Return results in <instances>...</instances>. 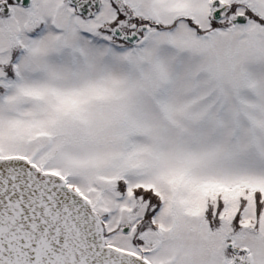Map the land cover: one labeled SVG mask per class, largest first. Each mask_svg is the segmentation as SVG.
<instances>
[{
  "label": "snow or ice",
  "instance_id": "obj_1",
  "mask_svg": "<svg viewBox=\"0 0 264 264\" xmlns=\"http://www.w3.org/2000/svg\"><path fill=\"white\" fill-rule=\"evenodd\" d=\"M0 264H264V0H0Z\"/></svg>",
  "mask_w": 264,
  "mask_h": 264
}]
</instances>
